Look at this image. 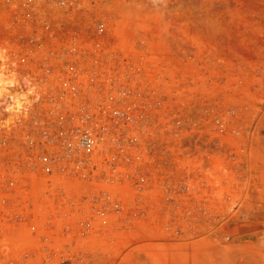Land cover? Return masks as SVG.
Returning <instances> with one entry per match:
<instances>
[{"label": "rangeland", "instance_id": "obj_1", "mask_svg": "<svg viewBox=\"0 0 264 264\" xmlns=\"http://www.w3.org/2000/svg\"><path fill=\"white\" fill-rule=\"evenodd\" d=\"M72 34L79 54L154 91L158 122L237 117L216 147L196 131L169 148V175L195 194L148 198L118 229L44 246L52 229L29 228L46 222L42 176L11 161L29 114H52V50ZM0 59L15 97L26 77L33 87L13 111L0 103V264H264V0H0Z\"/></svg>", "mask_w": 264, "mask_h": 264}, {"label": "built area", "instance_id": "obj_2", "mask_svg": "<svg viewBox=\"0 0 264 264\" xmlns=\"http://www.w3.org/2000/svg\"><path fill=\"white\" fill-rule=\"evenodd\" d=\"M79 44L72 34L60 53L52 50V114H29L11 161L13 171L43 177L46 222L29 228L52 229V239L41 237L44 246L72 245V236L118 229L148 198L195 194L188 182L169 175V148L182 150L185 133L196 131H207L216 147L215 133H230L237 117L195 114L189 127L184 118L173 126L158 122L163 114L153 110L159 101L135 81L133 70L126 76L107 72L103 55L79 54Z\"/></svg>", "mask_w": 264, "mask_h": 264}, {"label": "bare ground", "instance_id": "obj_3", "mask_svg": "<svg viewBox=\"0 0 264 264\" xmlns=\"http://www.w3.org/2000/svg\"><path fill=\"white\" fill-rule=\"evenodd\" d=\"M5 58V57H4ZM1 60V59H0ZM7 66V65H6ZM9 67V66H8ZM4 69V68H3ZM5 71V70H4ZM7 72V71H6ZM4 73L3 71L1 72V70H0V103H4L5 105H4V108H5V106H6V110H9V111H13V109L15 108L16 109V107H18L20 104L19 103H22V102H24L25 104H27L28 103V101H27V95L29 94L30 95V93L33 91V87H32V85L31 84H29V81H28V79H27V77H26V83H27V88H26V91H24L23 93L21 92V94H19V92L18 91H16V92H18V95H20L19 97H15V95H14V91H15V89H17V87L16 88H14V90H12V88L10 87L11 85H12V83H14L15 82V78L13 77H11V76H9V74H7V73ZM19 73V72H18ZM21 76V75H20ZM24 78V77H23ZM25 79V78H24ZM23 79V80H24ZM15 84V83H14ZM29 84V85H28ZM19 85V84H18ZM24 85V84H23ZM21 86V85H20ZM25 86V85H24ZM14 87V86H13ZM35 88V87H34ZM18 90V89H17ZM21 90V89H20ZM35 92V91H34ZM26 93V94H25ZM28 95V96H29ZM35 96V95H34ZM29 99V98H28ZM19 104V105H18ZM1 105V104H0ZM3 105V104H2ZM18 105V106H17ZM23 105V104H22ZM13 106H15V107H13ZM22 107V106H21ZM19 108V107H18ZM4 109V110H5ZM3 111V110H2ZM15 115V114H14ZM14 115H12V117L14 116ZM16 116V115H15ZM14 116V117H15Z\"/></svg>", "mask_w": 264, "mask_h": 264}, {"label": "crops", "instance_id": "obj_4", "mask_svg": "<svg viewBox=\"0 0 264 264\" xmlns=\"http://www.w3.org/2000/svg\"><path fill=\"white\" fill-rule=\"evenodd\" d=\"M264 114H259V117L263 116Z\"/></svg>", "mask_w": 264, "mask_h": 264}]
</instances>
